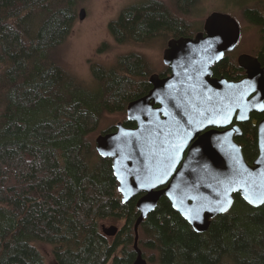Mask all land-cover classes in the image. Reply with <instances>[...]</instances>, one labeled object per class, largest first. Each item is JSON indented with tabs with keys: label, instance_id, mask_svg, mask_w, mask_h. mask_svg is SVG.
<instances>
[{
	"label": "trees",
	"instance_id": "obj_1",
	"mask_svg": "<svg viewBox=\"0 0 264 264\" xmlns=\"http://www.w3.org/2000/svg\"><path fill=\"white\" fill-rule=\"evenodd\" d=\"M84 1L0 0V264H51L37 241L52 246L54 264H132L137 255L140 194L122 200L111 158L98 152L93 133L107 113L126 112L150 90L155 69L134 51L110 65L92 61L93 85L68 68L58 49ZM177 1L188 13L198 0ZM243 15L258 28L251 53L264 65V9L249 7ZM108 26L117 42L142 45L199 30L164 0L127 5ZM212 68L229 79L245 75L230 51ZM263 116L252 111L236 136L249 162L259 153ZM122 121L136 125L127 116ZM234 196L228 212L197 231L163 195L139 225L148 264H264V204ZM105 221L119 222L116 234L102 231Z\"/></svg>",
	"mask_w": 264,
	"mask_h": 264
},
{
	"label": "water",
	"instance_id": "obj_2",
	"mask_svg": "<svg viewBox=\"0 0 264 264\" xmlns=\"http://www.w3.org/2000/svg\"><path fill=\"white\" fill-rule=\"evenodd\" d=\"M85 15L86 9L81 7L80 19ZM241 33L240 23L232 14L215 10L206 17L204 31H199L194 36L171 38L163 52V60L170 66L171 73L166 76H160L157 72L152 73L149 77L152 84L150 90L141 97L131 100L127 105V118L135 121L136 125L126 126L123 121H118L114 130L100 133L96 137L98 152L106 153L104 157L111 158L122 200L127 202L132 196L140 194L136 203L140 213L134 225V248L137 255L132 264H148L138 243L139 225L156 207L163 195L168 197L172 206L177 205L174 208L181 214L184 209L196 206L197 201H190V196L206 198L211 202L218 199L217 192L220 191V186L217 180L227 182L233 175L231 163L233 145L239 148L242 162L252 177L258 183L264 182V177L261 176V173H264V116L257 123L259 153L252 162L246 159L242 145L236 140V136L242 133L238 122L247 121L254 110L264 111L258 107L264 103V65L257 56L243 52L238 56L240 66L246 71L243 77L229 79L226 76L213 75V64L219 61L226 51L235 48ZM209 43L212 45L210 48ZM217 56L220 58L217 59ZM245 82L255 91L247 89ZM245 91L247 94L242 103L247 109L243 113L247 119H240V109L233 107L229 123L206 124L188 141L175 170L165 183L157 184L154 188L140 187L141 183L146 182L145 157L141 155V152L146 150L143 138L155 129L157 123L166 125L173 132L177 127L188 128L189 125L185 123L188 119V116L184 115L185 111L196 116L193 106L201 111L207 107H219L229 103L225 97H237ZM207 96H211L212 100L206 101ZM177 101L184 106L177 109L175 107ZM254 105L256 107H253ZM164 111L171 115L165 116ZM173 117L179 121L178 126L173 122ZM234 119L236 122L233 123ZM124 132L136 135L125 137L122 135ZM205 165L207 172L204 171ZM194 182L197 185L195 187ZM236 192L240 191H233L230 194L232 205ZM240 194L244 196V193ZM218 214L220 213L202 211L200 219L193 221L191 225L197 231H204L209 227L211 219ZM101 228L107 235H114L118 231V225L114 223L109 225L102 223Z\"/></svg>",
	"mask_w": 264,
	"mask_h": 264
},
{
	"label": "rangeland",
	"instance_id": "obj_3",
	"mask_svg": "<svg viewBox=\"0 0 264 264\" xmlns=\"http://www.w3.org/2000/svg\"><path fill=\"white\" fill-rule=\"evenodd\" d=\"M145 0H85L82 7L86 9L83 19L78 17L73 26L72 32L64 44L58 49V54L66 63V66L75 72L79 77L91 85L94 84L90 70L92 61L112 64L118 55L131 51L144 54L149 60L154 71L160 73L166 69L163 61V51L167 46L169 37L162 35L156 36L149 45L137 43H119L109 31V22L117 18L122 8L127 5L142 2ZM248 4H258L257 8L264 9V0H242ZM164 3L174 13L191 21L193 28H203L206 17L215 10L225 11L233 14L242 27V34L238 45L230 51L237 57L243 53H251L259 44L258 28L244 19L243 8L248 5H239L237 0H198L194 8L187 9L188 13L183 12L180 2L177 0H164ZM181 9V10H180ZM198 31V30H197ZM103 43H106L103 50H99ZM103 47V46H102ZM252 54V53H251ZM126 112L107 113L102 119L99 128L93 133L96 138L104 129L110 125L122 121L126 117ZM96 142V140H95ZM118 224L119 222L105 221V224ZM37 246L42 249L46 259L54 264L52 246L48 243L37 241Z\"/></svg>",
	"mask_w": 264,
	"mask_h": 264
},
{
	"label": "snow or ice",
	"instance_id": "obj_4",
	"mask_svg": "<svg viewBox=\"0 0 264 264\" xmlns=\"http://www.w3.org/2000/svg\"><path fill=\"white\" fill-rule=\"evenodd\" d=\"M211 43L208 44L210 48ZM220 57L217 56V59ZM247 89L255 91L250 84L245 82ZM170 87H174L170 85ZM231 87V86H230ZM247 91L242 92L239 96L225 97L229 100L228 104H223L222 106L207 107L201 111L199 108L193 106L196 116L189 115L185 111L184 115L188 116L185 121L188 128L177 127L175 132L169 129L166 125L156 124L155 129L149 132L148 136L143 138V143L145 151L141 152V155L145 157V180L140 184L141 188H154L157 184H163L168 179L169 175L175 170L176 164L180 160L181 153L183 149L187 146L188 141L192 139L194 133L199 132L206 124L212 125H223L230 122L232 116L233 107L239 108L241 111L240 119H247L243 113L247 110L243 105L244 96ZM206 101H211L212 97H205ZM185 103H188L185 101ZM184 105L177 101L175 107L180 109ZM253 107H256L254 105ZM261 110H264V103L258 106ZM206 113L210 115H206ZM165 116H170L171 114L167 111L163 113ZM199 117V118H197ZM158 119V118H157ZM173 122L178 126L179 121L172 118ZM125 137L135 136V133L124 132L122 133ZM163 137V139H160ZM140 138H138L139 142ZM240 150L236 146H232L231 153V163L233 169L232 178L227 182L223 180H217V184L220 186V191L217 192L218 199L215 202L207 201L206 198L201 199L198 196H190V201H197L196 206L186 208L183 210L182 214L184 219L189 223L200 219V214L202 211L214 212V213H226L232 206L231 192L240 191L244 193V200H246L250 205L258 206L264 204V182L258 183L255 178L252 177L249 170L244 166L242 158L239 154ZM102 156L107 155L101 152ZM204 171L207 172V166L205 165ZM264 177V173H261ZM193 186H197L194 182ZM183 203V201H181ZM173 204V207H176Z\"/></svg>",
	"mask_w": 264,
	"mask_h": 264
},
{
	"label": "flooded vegetation",
	"instance_id": "obj_5",
	"mask_svg": "<svg viewBox=\"0 0 264 264\" xmlns=\"http://www.w3.org/2000/svg\"><path fill=\"white\" fill-rule=\"evenodd\" d=\"M256 1H259V0H256ZM237 2L239 3V5H244V4H248L249 2L248 1H245V2H243L242 0H237ZM257 5L258 4H248V5H246L242 10H245L246 8H249V7H252V8H257ZM233 15V14H232ZM205 22V21H204ZM199 31H204V23H203V28H201V29H199L197 32H199ZM196 32V33H197ZM195 33V34H196ZM194 34V35H195ZM171 38H175V37H169L168 38V40H167V45H168V42H169V40L171 39ZM167 47V46H166ZM165 47V48H166ZM164 52V51H163ZM164 61V60H163ZM165 63V62H164ZM165 65H166V69L168 70V72L165 74V75H161L160 73V76H166V75H168V74H170L171 73V68H170V66L168 65V64H166L165 63ZM245 70V69H244ZM245 73H246V71H245ZM213 75L215 76V74H214V70H213ZM220 76H224V75H220ZM252 113V112H251ZM250 117H251V114H250ZM250 119V118H249ZM248 119V120H249ZM234 122H236V119H234V121H233V123ZM239 123V125H240V123H242V122H238ZM241 126V125H240Z\"/></svg>",
	"mask_w": 264,
	"mask_h": 264
},
{
	"label": "bare ground",
	"instance_id": "obj_6",
	"mask_svg": "<svg viewBox=\"0 0 264 264\" xmlns=\"http://www.w3.org/2000/svg\"><path fill=\"white\" fill-rule=\"evenodd\" d=\"M231 14V13H230ZM235 17V16H234ZM236 18V17H235ZM237 19V18H236ZM239 22V21H238ZM126 115H127V110H126ZM108 132V131H107ZM103 133V132H102ZM102 229V228H101ZM103 231V230H102Z\"/></svg>",
	"mask_w": 264,
	"mask_h": 264
}]
</instances>
